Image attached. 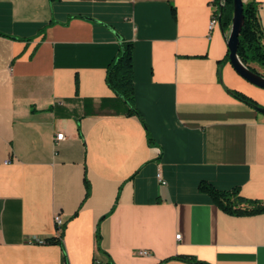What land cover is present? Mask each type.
Instances as JSON below:
<instances>
[{"label":"crops","instance_id":"1","mask_svg":"<svg viewBox=\"0 0 264 264\" xmlns=\"http://www.w3.org/2000/svg\"><path fill=\"white\" fill-rule=\"evenodd\" d=\"M213 9L0 0V264H264V211L229 213L200 189L264 200V114L230 91L264 106V88L224 60ZM122 40L140 114L106 80Z\"/></svg>","mask_w":264,"mask_h":264},{"label":"trees","instance_id":"2","mask_svg":"<svg viewBox=\"0 0 264 264\" xmlns=\"http://www.w3.org/2000/svg\"><path fill=\"white\" fill-rule=\"evenodd\" d=\"M216 4L220 25L223 30L230 28L233 12L234 0H213ZM245 26L242 28L239 39L238 55L242 61L251 67L253 70L258 71L252 64H260L264 67V28L262 26L258 3L256 0H245L243 3ZM229 58V51L224 58ZM222 61V60H221ZM221 68L219 66V77ZM106 80L108 85L121 96L127 106L128 113L140 114L135 104V86H134V61H133V43L130 41L122 40L120 43V50L118 55L109 63L107 68ZM234 95L247 101L253 105H260L245 93L238 90H230ZM149 134V133H148ZM149 140L152 137L149 134ZM87 183V194L89 192V183ZM200 189L209 193L214 202L225 209L229 213L234 214H256L264 211V200L253 199L243 195L238 188L232 189H219L211 183L202 181ZM62 233L46 238L49 243H62ZM97 241H99V233L97 234ZM179 258L187 261H197L194 256L180 255ZM113 264V262H110Z\"/></svg>","mask_w":264,"mask_h":264},{"label":"water","instance_id":"3","mask_svg":"<svg viewBox=\"0 0 264 264\" xmlns=\"http://www.w3.org/2000/svg\"><path fill=\"white\" fill-rule=\"evenodd\" d=\"M245 0H234V12L228 35L226 37L229 51V59L234 68L247 80L253 84L264 88V74L253 70L245 64L238 55L239 36L245 26V15L243 3ZM258 111L264 114V106L254 105Z\"/></svg>","mask_w":264,"mask_h":264},{"label":"built area","instance_id":"4","mask_svg":"<svg viewBox=\"0 0 264 264\" xmlns=\"http://www.w3.org/2000/svg\"><path fill=\"white\" fill-rule=\"evenodd\" d=\"M219 22H220V20H219L218 9H217L216 4H214L213 16H212L211 21H210V27L211 28L214 27L215 24H217ZM64 137H65V134L63 132L58 133L57 136H56V138L58 140L63 139ZM158 176L161 178V173H158ZM54 221H55V223L57 225V228H58V230L60 232L61 229H62V227H63V225H64V219H63L62 215L57 212L54 215ZM177 237L180 238V234H177ZM33 241L34 242H38V243H45L46 242V239H44V238H38L37 237V238H33ZM145 252L146 251H144V250L140 251V253H145Z\"/></svg>","mask_w":264,"mask_h":264},{"label":"rangeland","instance_id":"5","mask_svg":"<svg viewBox=\"0 0 264 264\" xmlns=\"http://www.w3.org/2000/svg\"><path fill=\"white\" fill-rule=\"evenodd\" d=\"M230 29V28H229ZM259 72L264 74V67L260 64L253 63L252 64Z\"/></svg>","mask_w":264,"mask_h":264}]
</instances>
